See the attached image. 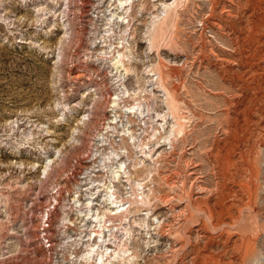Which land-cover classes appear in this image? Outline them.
Listing matches in <instances>:
<instances>
[{"label": "rangeland", "instance_id": "374dc122", "mask_svg": "<svg viewBox=\"0 0 264 264\" xmlns=\"http://www.w3.org/2000/svg\"><path fill=\"white\" fill-rule=\"evenodd\" d=\"M263 148L264 0H0V264H264Z\"/></svg>", "mask_w": 264, "mask_h": 264}, {"label": "bare ground", "instance_id": "6f19581e", "mask_svg": "<svg viewBox=\"0 0 264 264\" xmlns=\"http://www.w3.org/2000/svg\"><path fill=\"white\" fill-rule=\"evenodd\" d=\"M158 75H159V80L163 83V81H164V77H165V73H164V71H160L159 73H158ZM159 81V82H160ZM161 84V83H160ZM163 85V84H162ZM163 87V86H162ZM118 100V99H117ZM115 102V101H114ZM174 102L175 101H171V103H170V109L173 111V113L177 110V107H176V104H174ZM130 113H131V111H129ZM175 114V113H174ZM261 143V142H260ZM264 149V148H263Z\"/></svg>", "mask_w": 264, "mask_h": 264}]
</instances>
